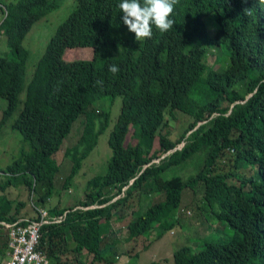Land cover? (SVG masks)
Returning <instances> with one entry per match:
<instances>
[{
	"label": "trees",
	"instance_id": "obj_1",
	"mask_svg": "<svg viewBox=\"0 0 264 264\" xmlns=\"http://www.w3.org/2000/svg\"><path fill=\"white\" fill-rule=\"evenodd\" d=\"M61 1L0 0V34L9 46V54L0 56V93L8 103L0 131L22 105L12 128L25 145L20 158L0 171L7 177L0 184V222L28 218L21 215L25 202L7 198L10 187L36 193V186L49 183L35 209L49 202L60 172L54 156L85 116L83 134L69 152L73 166L65 186L79 174L111 119V112L93 108L122 98L107 174L80 205L49 210L66 213L60 224L41 228L39 250L50 263L116 264L126 254L112 226L122 205L135 194L140 204L152 197L127 229L135 238L157 234L160 240L181 226L168 215L180 210L184 190L195 195L201 189L209 214L230 234L181 248L174 264H264V5L177 0L174 26L163 33L153 26L151 39L136 41L123 24L121 0H75L37 63L23 103L30 58L24 41ZM78 48H91L93 59L67 66L66 53ZM212 50L227 54V69L208 65ZM113 64L120 69L116 74L108 70ZM175 112L189 119L178 140L168 122ZM199 153L205 160L196 175H174ZM109 188L115 193H106ZM29 219L37 220V212ZM1 248L6 253L7 234L0 235Z\"/></svg>",
	"mask_w": 264,
	"mask_h": 264
},
{
	"label": "rangeland",
	"instance_id": "obj_2",
	"mask_svg": "<svg viewBox=\"0 0 264 264\" xmlns=\"http://www.w3.org/2000/svg\"><path fill=\"white\" fill-rule=\"evenodd\" d=\"M9 1V0H8ZM7 2V0H5ZM76 7L75 0H62L59 8L45 18L35 24L24 41V46L30 52V58L27 64L26 71V90L22 94L21 99L23 103L29 101V94L31 83L33 82V74L37 63L44 55L46 48L57 31L58 27L63 24ZM1 12V11H0ZM1 18V14H0ZM207 24L210 28L212 19H207ZM1 23V21H0ZM9 54V46L7 45V37L0 34V56H7ZM93 50L91 48H78L68 50L64 60L67 66H71L77 60H92ZM207 63L210 67L217 71L227 69L229 67V57L224 52H217L212 50L207 57ZM3 89V87H0ZM122 107V98H117L112 101L108 98L106 101L96 105L93 110L100 114L102 112H111V119L108 128L103 132L99 138V142L94 151L90 154L87 160L84 161L82 170L79 174L67 184L66 180L70 176L73 166L70 150L78 144V140L83 134L86 118L82 116L73 126L72 132L68 138L65 139L61 151H59L54 159L60 168V172L55 179V189L49 202L44 207L52 210L57 207L59 209H66L76 207L84 201L85 196L90 192L91 188H96L102 177L107 174L109 162L113 156L109 140L113 129L117 123ZM14 113L12 118L8 120L6 125L0 131V171L6 170L8 166L12 165L20 158L22 150L25 148L22 136L13 131V123L19 117L21 109ZM8 109V103L5 95L0 93V122H2L5 112ZM175 116L168 117L170 131L173 138L178 140L181 134L186 129L189 119L180 112H175ZM128 142H132L130 139ZM28 150V147H26ZM205 154L199 153L194 156L186 166L173 171L174 175H180L182 179H187L189 176L196 175L197 172L204 165ZM225 170H229V157H225ZM2 179L7 180V177L2 173L0 177V184ZM32 181V180H30ZM49 183H41L36 186V193L24 186L10 187L6 194L7 198L13 202H25L26 207L21 209V215L31 217L35 215V204L45 195L48 190ZM105 192L114 194V189H106ZM1 195V191H0ZM203 193L198 189L197 194H193L190 190H184L183 199L180 210H174L168 215L169 222H175L179 219L181 226H176L172 233L168 232L162 239L157 238V234L151 237L135 238L128 233L127 226L138 212L140 207L146 206L150 198L143 199L140 204L137 195L135 194L129 202L122 205L118 209V215L112 220L113 229L117 232V237L123 241L121 252L126 254L117 259L116 264H174V254L185 246L198 247L200 244L210 242L212 237L216 239L226 238L230 232L224 229L219 223L209 214V207L204 203ZM210 215V216H209ZM217 223V224H214ZM214 229H221L222 231H213ZM7 234L5 230H0V235ZM110 241V240H108Z\"/></svg>",
	"mask_w": 264,
	"mask_h": 264
},
{
	"label": "built area",
	"instance_id": "obj_3",
	"mask_svg": "<svg viewBox=\"0 0 264 264\" xmlns=\"http://www.w3.org/2000/svg\"><path fill=\"white\" fill-rule=\"evenodd\" d=\"M36 212L37 220L20 218L14 223L0 222L8 237L6 256L0 264H51L39 250L40 231L45 225L60 224L66 213L53 215L46 208H36Z\"/></svg>",
	"mask_w": 264,
	"mask_h": 264
},
{
	"label": "clouds",
	"instance_id": "obj_4",
	"mask_svg": "<svg viewBox=\"0 0 264 264\" xmlns=\"http://www.w3.org/2000/svg\"><path fill=\"white\" fill-rule=\"evenodd\" d=\"M264 5V0H258ZM177 0H121L118 7L121 11L123 24L135 34L136 41L151 39L153 26L161 33L169 31L175 24L171 19ZM111 73L119 72L115 64L108 69ZM99 83V82H98Z\"/></svg>",
	"mask_w": 264,
	"mask_h": 264
},
{
	"label": "crops",
	"instance_id": "obj_5",
	"mask_svg": "<svg viewBox=\"0 0 264 264\" xmlns=\"http://www.w3.org/2000/svg\"><path fill=\"white\" fill-rule=\"evenodd\" d=\"M0 251H2L0 252V262H1L5 258L6 253H3V248H1Z\"/></svg>",
	"mask_w": 264,
	"mask_h": 264
}]
</instances>
